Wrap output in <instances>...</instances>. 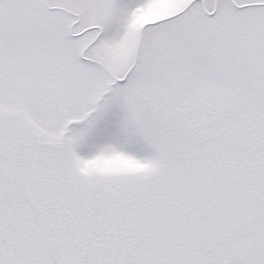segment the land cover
<instances>
[{
    "label": "snow or ice",
    "instance_id": "snow-or-ice-1",
    "mask_svg": "<svg viewBox=\"0 0 264 264\" xmlns=\"http://www.w3.org/2000/svg\"><path fill=\"white\" fill-rule=\"evenodd\" d=\"M0 264H264V0H0Z\"/></svg>",
    "mask_w": 264,
    "mask_h": 264
}]
</instances>
